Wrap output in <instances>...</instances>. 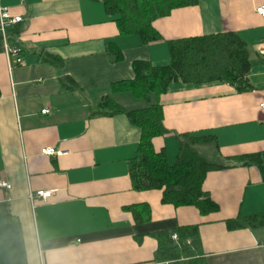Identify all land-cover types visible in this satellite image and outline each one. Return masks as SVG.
Here are the masks:
<instances>
[{
    "label": "crops",
    "instance_id": "0c3cea01",
    "mask_svg": "<svg viewBox=\"0 0 264 264\" xmlns=\"http://www.w3.org/2000/svg\"><path fill=\"white\" fill-rule=\"evenodd\" d=\"M259 6L264 0H198L156 20L160 39L145 44L138 35H121L98 0H0V9L22 17L6 22V38L0 36V182L11 185L0 187V264H167L155 260L154 234L184 225H198L207 264H264V178L242 162L264 152ZM229 31L250 49L251 89L172 83L160 96L169 133L154 138L170 164L180 134L217 139L209 153L225 167L208 172L203 187L219 209L203 215L194 206L163 203L161 190L133 188L129 162L141 131L124 113L102 114L101 104L107 96L126 110L148 106L113 89L135 78V61L167 64L169 41ZM111 42L123 55L117 62L107 54ZM65 76L77 86H65ZM48 147L61 153L44 155ZM40 190L53 194L46 201L31 197ZM142 205L150 220L137 219L133 207ZM250 216L263 221L229 228L228 220Z\"/></svg>",
    "mask_w": 264,
    "mask_h": 264
},
{
    "label": "trees",
    "instance_id": "16d2710c",
    "mask_svg": "<svg viewBox=\"0 0 264 264\" xmlns=\"http://www.w3.org/2000/svg\"><path fill=\"white\" fill-rule=\"evenodd\" d=\"M117 23L121 35H138L143 43L160 39L155 21L171 14L174 9L196 5L198 0H98ZM170 61L153 65L150 61L133 63L135 78L113 84L115 92L132 93L149 105L126 110L110 97H105L102 114L124 113L141 131L137 155L129 162L132 186L137 191L161 190L162 202L174 206H194L203 215L218 211V204L211 198L203 184L210 171L225 167L214 160L209 150L217 149V139L205 132L180 134L177 160L170 164L165 150H157L154 138L166 136L169 131L163 124V106L160 96L172 83L201 85L224 82L234 85L240 92L251 89L248 80L250 49L234 32L191 36L169 41ZM111 62L122 59V53L111 42L107 45ZM65 86L73 88L71 77L62 78ZM151 97L156 101L151 103ZM216 152V151H215ZM245 164L256 165L264 178V152L242 158ZM140 209V210H139ZM139 221L150 220L147 205L133 207ZM263 219L260 216L239 217L227 221L229 228L254 227ZM178 235V241L172 236ZM158 241L155 260L169 264H207L198 225L180 226L174 232L154 234Z\"/></svg>",
    "mask_w": 264,
    "mask_h": 264
},
{
    "label": "built area",
    "instance_id": "2783aa9c",
    "mask_svg": "<svg viewBox=\"0 0 264 264\" xmlns=\"http://www.w3.org/2000/svg\"><path fill=\"white\" fill-rule=\"evenodd\" d=\"M257 13L262 16L264 18V6H259L257 7L256 9ZM22 21V17L20 16H11L9 10L7 8H1L0 9V36L2 38H6V33H5V23H11V24H16V23H19ZM260 50L262 52H264V42H262L260 44ZM19 50L17 49H10L9 50V54L16 60L17 64H25L23 58L21 57V54H19ZM261 107L264 108V103L261 104ZM43 113H47L49 112L50 110L48 108L42 110ZM42 153L44 155H47V156H55L57 154H60L61 152L59 150H56L55 148H44L42 150ZM0 187H4V188H7V189H10L11 188V185L6 182V181H1L0 182ZM53 194V191L51 190H48V191H44V190H40V191H37L35 194L31 195L32 198L34 197H38V198H41L42 200H48ZM172 238L176 241H178V235L177 234H174L172 236ZM169 264V263H167Z\"/></svg>",
    "mask_w": 264,
    "mask_h": 264
},
{
    "label": "rangeland",
    "instance_id": "374dc122",
    "mask_svg": "<svg viewBox=\"0 0 264 264\" xmlns=\"http://www.w3.org/2000/svg\"><path fill=\"white\" fill-rule=\"evenodd\" d=\"M209 150V149H208Z\"/></svg>",
    "mask_w": 264,
    "mask_h": 264
}]
</instances>
